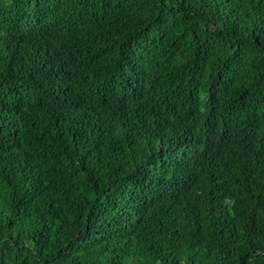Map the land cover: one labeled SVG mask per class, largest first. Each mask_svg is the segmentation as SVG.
<instances>
[{
    "label": "trees",
    "instance_id": "trees-1",
    "mask_svg": "<svg viewBox=\"0 0 264 264\" xmlns=\"http://www.w3.org/2000/svg\"><path fill=\"white\" fill-rule=\"evenodd\" d=\"M0 264H264V0H0Z\"/></svg>",
    "mask_w": 264,
    "mask_h": 264
}]
</instances>
